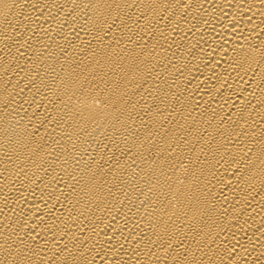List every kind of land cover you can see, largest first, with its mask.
<instances>
[{
	"label": "bare ground",
	"instance_id": "6f19581e",
	"mask_svg": "<svg viewBox=\"0 0 264 264\" xmlns=\"http://www.w3.org/2000/svg\"><path fill=\"white\" fill-rule=\"evenodd\" d=\"M0 264H264V0H0Z\"/></svg>",
	"mask_w": 264,
	"mask_h": 264
}]
</instances>
